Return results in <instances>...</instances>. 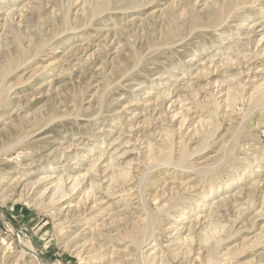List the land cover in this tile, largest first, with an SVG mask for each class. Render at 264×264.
Wrapping results in <instances>:
<instances>
[{
  "label": "rangeland",
  "instance_id": "1",
  "mask_svg": "<svg viewBox=\"0 0 264 264\" xmlns=\"http://www.w3.org/2000/svg\"><path fill=\"white\" fill-rule=\"evenodd\" d=\"M0 43V264H264V0H0Z\"/></svg>",
  "mask_w": 264,
  "mask_h": 264
},
{
  "label": "bare ground",
  "instance_id": "2",
  "mask_svg": "<svg viewBox=\"0 0 264 264\" xmlns=\"http://www.w3.org/2000/svg\"><path fill=\"white\" fill-rule=\"evenodd\" d=\"M49 2L50 1H48V4H49ZM34 3V2H33ZM42 3H43V1H42ZM35 4V3H34ZM33 4V5H34ZM44 4H46V3H44ZM47 5V4H46ZM224 5V4H223ZM37 6V5H36ZM48 6V5H47ZM33 7V8H32ZM31 7V11L29 10V12L28 13H22L21 14V12H20V16H21V19H20V21L21 22H23V24H28V22L29 21H31V20H35V19H38V18H42V17H45L46 16V18H47V12H48V10L47 9H45V7L46 6H44V7H39L40 9H38V7H37V9L34 7V6H32ZM30 8V7H29ZM55 8V7H54ZM53 11V10H52ZM55 12V11H54ZM104 12V11H103ZM10 13V12H9ZM51 13V12H50ZM44 14V15H43ZM46 14V15H45ZM9 15V14H8ZM43 15V16H42ZM50 15V14H49ZM9 18V17H8ZM46 18H44V19H46ZM48 19V18H47ZM7 20V19H6ZM36 21V20H35ZM44 21V20H43ZM41 22V23H44V22ZM21 22H20V24H21ZM32 22V21H31ZM13 23V22H12ZM66 23V22H65ZM6 24H7V22H6ZM26 24V25H27ZM67 25V24H66ZM5 26V25H4ZM28 26V25H27ZM30 26V25H29ZM37 26V25H36ZM6 27V26H5ZM4 28V27H3ZM7 28V27H6ZM10 28V27H9ZM9 28H8V30H9ZM4 30V29H3ZM2 30V31H3ZM12 30V29H11ZM6 31V30H5ZM8 34V33H7ZM11 34V33H10ZM10 34H8V35H10ZM41 37V36H40ZM2 39H3V37H2ZM13 39H14V37H13ZM15 39H16V37H15ZM260 39H262V36L260 37ZM23 41V40H22ZM37 41V40H36ZM259 41H261V40H259ZM258 41V42H259ZM4 42V41H3ZM257 42V43H258ZM240 43V42H239ZM247 43V42H246ZM1 44V43H0ZM40 44V43H39ZM245 48V47H244ZM249 48V47H248ZM247 48V49H248ZM231 49V48H230ZM240 49V48H239ZM239 49H236L235 50V53H236V51L238 52V55H239V52H240V50ZM241 50H243V48L241 47ZM39 52V51H38ZM232 52V51H231ZM233 52H234V50H233ZM235 53H232V55H228V56H225L226 58H224V59H222L220 62H216V63H213V65H212V67H210V65H209V62H208V65H206V67H203L202 68V70H200L199 72H197L198 73V75L197 76H195V80L194 81H192L193 83L194 82H197V81H199V80H201V79H205L206 77H208V76H212L213 74H218V75H220V74H224L225 72H227L229 69H231L233 66H235L236 67V63H240L241 61V59L239 58V61L237 60V58H238V55H237V53L235 54ZM243 53V52H242ZM231 54V53H230ZM244 54V53H243ZM243 54H241V58L243 57V56H246V55H243ZM243 55V56H242ZM251 55V54H250ZM240 56V55H239ZM247 57V56H246ZM212 59V58H211ZM226 59V60H225ZM243 59V58H242ZM245 59V58H244ZM210 60V59H209ZM211 63V62H210ZM212 64V63H211ZM233 64H236V65H233ZM238 66V65H237ZM210 67V68H209ZM201 69V68H200ZM198 71V70H197ZM226 75V74H225ZM221 77L223 78V75H221ZM224 77H226V76H224ZM207 79V78H206ZM225 79V78H224ZM209 80V79H208ZM218 80V79H217ZM217 80H215L214 79V84H215V82H217ZM221 80H223V79H221ZM190 81V80H189ZM188 81V82H189ZM210 81H211V79H210ZM219 81V80H218ZM191 82V81H190ZM189 82V83H190ZM207 82H209V81H207ZM206 82V84H208ZM213 82V81H212ZM219 83H220V81L219 82H217V84L219 85ZM195 84V83H194ZM177 85V84H176ZM191 85V83L190 84H188L187 86L186 85H184V87H191L190 86ZM193 85V84H192ZM221 85H222V81H221ZM175 86V85H174ZM260 86H261V84H260ZM177 87V86H176ZM243 87V86H242ZM256 87V86H255ZM179 88H180V86H179ZM199 88V87H198ZM168 89V88H167ZM175 89V88H174ZM182 89H183V87H182ZM191 89V88H190ZM228 89V88H227ZM240 89V88H239ZM255 89V88H254ZM258 89V88H257ZM178 90V89H177ZM185 90V89H184ZM260 90H263V89H260ZM179 91V90H178ZM181 91H183V90H181ZM232 91V90H231ZM258 92H259V90H258ZM170 93H173L172 91H171V87H170V90L168 91L167 90V93L165 94H163V95H165L166 97L168 96V95H170ZM174 93H175V91H174ZM229 93V92H228ZM159 94V98H160V93H158ZM176 94V93H175ZM230 94V93H229ZM260 98H259V101L261 102V98L264 96V91H261L260 92ZM228 95V94H227ZM251 95V94H250ZM180 95H178L177 97H179ZM231 96H233V95H231ZM253 96V95H252ZM165 97V98H166ZM187 97V96H186ZM158 98V97H157ZM156 98V99H157ZM237 98V97H236ZM244 98V97H243ZM263 99V98H262ZM158 100V99H157ZM156 100V101H157ZM164 100V99H163ZM181 100H182V98H181ZM180 100V101H181ZM185 100H186V98H185ZM258 100V99H257ZM178 101V100H177ZM190 101V100H189ZM230 101V100H229ZM233 101H234V99H233ZM155 103V102H154ZM157 103V102H156ZM202 103V102H201ZM254 103V102H253ZM258 103V102H257ZM196 104V103H195ZM249 104V103H248ZM228 105V104H227ZM264 105V104H263ZM183 109V108H182ZM188 110H189V108H188ZM182 111V110H181ZM184 117H186V116H183L182 117V120L184 119ZM199 121V120H198ZM201 121V120H200ZM182 122V121H181ZM242 123H244V122H242ZM243 125V124H242ZM180 128V127H179ZM209 128V127H208ZM197 130V129H196ZM199 130V129H198ZM238 131V130H237ZM198 137V136H197ZM235 137V136H234ZM236 142H237V139H236ZM230 144V143H229ZM228 147V146H227ZM182 148V147H181ZM231 151V150H230ZM228 152V151H227ZM169 156V155H168ZM224 156V155H223ZM225 157H226V155H225ZM167 158V157H166ZM223 158V157H222ZM221 159V158H220ZM168 160H170V158L168 157ZM166 161H167V159H166ZM181 163V162H180ZM156 164V163H155ZM168 165V164H167ZM182 165V164H181ZM179 167V166H178ZM177 168V167H176ZM75 179V178H74ZM76 181V180H75ZM61 182V181H60ZM91 182V181H90ZM57 184V183H56ZM90 184V183H89ZM95 185V184H94ZM71 186H73V187H71L72 189H74V187L76 186V184L74 183H72V185ZM89 186H93V183L91 184V185H89ZM15 188V187H14ZM13 188V189H14ZM61 188V187H60ZM89 191V190H88ZM204 192V191H203ZM87 193V192H86ZM222 198V197H221ZM231 198V197H230ZM218 200V199H217ZM234 201V200H233ZM220 202H221V200H220ZM223 202V201H222ZM216 203V202H215ZM223 203H225V202H223ZM223 205V204H222ZM228 206V205H227ZM216 207H219L218 206V204H217V206ZM222 208V207H221ZM225 208V207H224ZM215 209V208H214ZM217 209V208H216ZM225 210V209H224ZM226 211V210H225ZM224 211V212H225ZM219 212V211H218ZM221 212V211H220ZM215 213V212H214ZM217 217H218V215H216ZM215 216V217H216ZM197 217V216H196ZM208 217V219H209V216H207ZM214 216L213 217H211V220H217V217L215 218ZM151 218V217H150ZM197 219V218H196ZM219 219V218H218ZM218 221V220H217ZM198 222V221H197ZM209 224V223H208ZM210 225V224H209ZM208 225V226H209ZM214 225V228L216 227V225L215 224H213ZM218 225V224H217ZM210 227V226H209ZM213 227V226H212ZM217 228V227H216ZM150 230V229H149ZM217 230V229H216ZM209 232H212V231H209ZM101 233V232H100ZM149 235H151V233L149 234ZM146 236H148V235H146ZM186 237V236H185ZM144 238V237H143ZM189 238V237H188ZM184 240V239H183ZM188 240V239H187ZM186 240V241H187ZM144 241H146V238H145V240ZM143 241V242H144ZM185 241V242H186ZM148 242V241H147ZM150 243V242H149ZM140 244V243H139ZM135 245V244H134ZM185 245V244H184ZM137 248H139V247H137ZM177 248H178V246H177ZM181 248V247H180ZM140 249V248H139ZM137 250V249H136ZM137 252V251H136ZM138 258V257H137ZM162 260V259H161ZM142 263V262H141ZM143 264V263H142ZM162 264V263H161Z\"/></svg>",
  "mask_w": 264,
  "mask_h": 264
}]
</instances>
